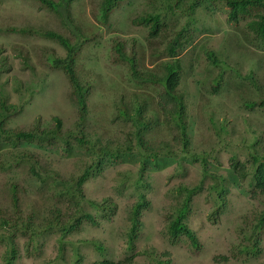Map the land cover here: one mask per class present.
<instances>
[{"label":"rangeland","instance_id":"1","mask_svg":"<svg viewBox=\"0 0 264 264\" xmlns=\"http://www.w3.org/2000/svg\"><path fill=\"white\" fill-rule=\"evenodd\" d=\"M147 1L125 0L106 21L95 13L98 0L71 3L72 18L89 37L75 58L78 76L90 84L84 115L87 143L78 145L69 133L76 132L80 114L72 88L65 74L48 61L63 56L64 49L41 36L17 33L20 28H50L68 37V30L37 0H0V60L6 59L8 69L0 75V97L25 104L7 126L31 130L39 120L40 128H52L58 117L67 139L57 146L0 142V234L9 232L2 226L3 219L28 230L13 236L14 264H75L76 260L91 264L105 259L121 264H264V226L254 228L263 201L250 197L252 178L239 180L230 167L231 157L246 161L250 152L260 153L264 146V109L243 103L253 96L264 98V45L241 34L248 19L229 22L222 2L202 0L188 16L191 36L182 52L172 58L160 45L150 55L154 50L150 53L147 45V27L132 22L153 10ZM157 6L162 16L168 14L166 5ZM178 17L179 26L184 25L186 16ZM165 20L172 22L174 16ZM118 40L126 43L127 55L132 49L140 58L142 70L158 69L155 61L180 64L177 90L186 113L184 137L172 122H161L158 89L132 80L128 64L114 51ZM20 52L32 68L23 65ZM12 76L32 84V95L14 92ZM215 81L216 93L212 91ZM136 94L146 98V115L155 120L146 138L167 144L170 155L142 159L120 147L116 157L99 156L98 146L107 144L112 150L132 130L117 118V107L121 97ZM18 154L23 158L18 160ZM99 160L101 166L96 165ZM141 161L145 163L142 173ZM34 162L41 167V178L29 171ZM88 166L91 172L82 185L81 209L96 223L85 222L61 239L60 230L50 228L49 222L56 209L62 214L73 211H66L64 199ZM213 175L220 179L217 190ZM191 188L196 191L184 222L195 234L196 246L184 235L171 242L168 232L171 216ZM50 193H59L61 201ZM141 194L149 206L141 212V226L129 250L130 210ZM89 201L109 209H96ZM6 249L0 241V264Z\"/></svg>","mask_w":264,"mask_h":264},{"label":"trees","instance_id":"2","mask_svg":"<svg viewBox=\"0 0 264 264\" xmlns=\"http://www.w3.org/2000/svg\"><path fill=\"white\" fill-rule=\"evenodd\" d=\"M40 5L47 10L53 12L57 19L61 22L62 26L68 30L70 36H64L50 28L34 29V28H20L17 33L37 35L47 40L57 42L64 49L63 56H53L48 58L49 66L53 69L61 70L67 77L69 84L72 88L73 95L79 109V120L76 123V132H69L70 136L74 139L75 143L82 145L87 143L86 129L84 127V115L86 111L85 98L89 92L90 84L83 83L76 72L75 58L81 51L82 46L89 41V37L84 33L81 26L75 22L70 13V6L74 0H37ZM125 0H98L97 11L95 12L97 18L101 21H106L109 14L118 7ZM202 0H189L184 3V0H148L147 3L153 8L152 11L146 12L142 15L136 16L132 20L133 24L142 27H147V45L150 49V55L155 54V49L158 50L160 45H164L163 51L169 57L175 58L182 52L183 45L191 36L190 23L188 16L194 11L197 5ZM211 2H222L227 7V20L229 22H240L241 19H248L245 23L241 34L245 39L255 38L259 46L264 45V0H210ZM157 4L166 5L168 14L162 16L157 8ZM95 13L93 15H95ZM185 15L187 20L184 25L179 26L178 16ZM168 16H174L172 22H167ZM179 26V27H178ZM178 27V28H177ZM15 28H13V31ZM9 31V29L7 30ZM172 31V34L168 32ZM126 43L122 40L115 41L114 51L118 59L125 62L129 66L131 78L134 82L139 84H150L158 89L156 95V102L161 110L162 121L165 124L171 122L180 129L182 137L185 136L184 117L186 116L185 107L182 95L179 94L177 87L180 82V64L175 61L174 64L168 61L154 62V66L159 68L155 70H142L140 68V58L134 56V51L131 49L130 54L126 53ZM20 50V48L18 49ZM20 54L23 57V65L32 68L28 64L27 56ZM219 64L218 61H216ZM6 59L0 60V75L5 73ZM14 92L24 95H32L33 85L29 82L12 76ZM221 77V76H219ZM254 79L251 77V80ZM257 80V79H256ZM257 82V81H256ZM255 82V83H256ZM234 84V83H233ZM232 84V85H233ZM238 85V84H237ZM218 82L212 86L214 93L218 92ZM243 93L246 88L240 87ZM29 99V98H28ZM27 101V100H26ZM25 101V102H26ZM243 103L248 107L258 106L264 109V98L252 97L250 100H245ZM146 98L142 96L133 95L129 99L121 97L117 107V118L129 123L132 130L125 134L124 140L120 145H117L112 150H109L107 144L97 147V154L99 156L116 157L121 147L126 152H137L142 159L157 158L160 155H170L171 151L165 143H154L146 138V134L155 124V120L146 115L147 109ZM24 102L18 104L8 103L6 96L0 97V142H6L16 145L19 142L36 143L38 145H51L57 146L61 143H67L64 139V132L62 130V121L58 117L54 118V126L52 128H40L38 126L39 120L36 121L33 129H12L7 126V122L13 116L19 114L23 107ZM261 152L249 153V159L246 161L239 160L236 156L230 158V167L236 174L239 180H246L252 178L253 182L250 185V197L253 199H261L263 207L257 213L255 218L256 224L254 228L260 230L264 226V146H261ZM23 158V155L18 154V160ZM17 160V161H18ZM8 161L3 164V167L8 165ZM102 162L97 161L96 165H102ZM204 165L206 166L205 162ZM39 164L34 162L30 166V173L36 177L41 178V173L38 169ZM145 163L141 161L140 173H142ZM91 166L85 168L78 178L71 183L74 188L73 192L66 193L64 199L67 203V210L73 208L70 213L62 214L59 209L54 210L52 216L54 217L50 224V228H58L60 230L61 239H64L66 234L76 231L83 223L88 222L95 224V218L88 212L83 211L81 208V201H85L82 185L87 180L91 172ZM213 178L218 179L214 182L213 189L217 190L220 187L219 177L213 175ZM186 190V189H185ZM196 191V188L187 189V193L180 206L176 207L171 219L168 223V232L171 242H175L181 235L186 236L193 246L198 244L195 234L186 226L184 219L189 210L191 195ZM221 192V191H220ZM219 192V193H220ZM55 193V192H54ZM50 193L54 195V199L61 201L62 196L59 194ZM61 196V197H60ZM73 197H76L75 199ZM96 209H109V206L96 204L89 201ZM149 206V201L144 195H140L138 201L132 206L130 210V230L128 236V249L133 248V244L137 238L138 231L141 226L140 215L143 209ZM2 226H7L9 232L0 234V241L5 242L7 249L4 255V264H14L15 260V246L13 236L15 232L25 233L28 231L25 226L17 227L14 223L7 219L2 220ZM61 241V240H60ZM62 248V246H61ZM247 249V247H245ZM62 251V249H61ZM130 260V259H127ZM75 264H80L76 260ZM91 264H121V262H112L110 260H101ZM162 264V262H157Z\"/></svg>","mask_w":264,"mask_h":264}]
</instances>
